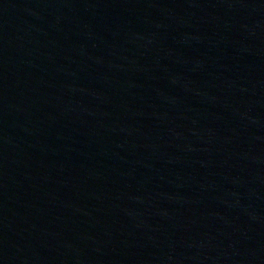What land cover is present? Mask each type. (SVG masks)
<instances>
[{
    "label": "water",
    "instance_id": "water-1",
    "mask_svg": "<svg viewBox=\"0 0 264 264\" xmlns=\"http://www.w3.org/2000/svg\"><path fill=\"white\" fill-rule=\"evenodd\" d=\"M0 264H264V0H0Z\"/></svg>",
    "mask_w": 264,
    "mask_h": 264
}]
</instances>
